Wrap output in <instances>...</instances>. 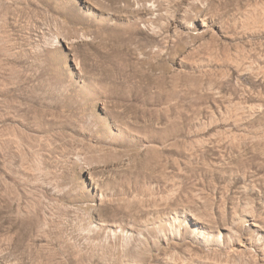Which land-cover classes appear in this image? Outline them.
<instances>
[{
    "label": "rangeland",
    "instance_id": "rangeland-1",
    "mask_svg": "<svg viewBox=\"0 0 264 264\" xmlns=\"http://www.w3.org/2000/svg\"><path fill=\"white\" fill-rule=\"evenodd\" d=\"M0 264H264V0H0Z\"/></svg>",
    "mask_w": 264,
    "mask_h": 264
}]
</instances>
